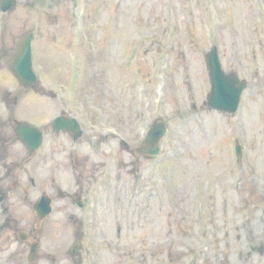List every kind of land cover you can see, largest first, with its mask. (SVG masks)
<instances>
[{"label":"rangeland","instance_id":"obj_1","mask_svg":"<svg viewBox=\"0 0 264 264\" xmlns=\"http://www.w3.org/2000/svg\"><path fill=\"white\" fill-rule=\"evenodd\" d=\"M27 33L38 83L24 90L8 63ZM213 45L247 81L234 115L205 105ZM2 50L0 264H28L32 238L30 264H264L249 248L264 245V0H16ZM61 114L78 141L51 132ZM156 119L168 132L155 158L111 136L131 148ZM15 121L44 133L27 164ZM41 194L52 211L36 226Z\"/></svg>","mask_w":264,"mask_h":264},{"label":"water","instance_id":"obj_2","mask_svg":"<svg viewBox=\"0 0 264 264\" xmlns=\"http://www.w3.org/2000/svg\"><path fill=\"white\" fill-rule=\"evenodd\" d=\"M14 4L15 0H1L0 8L2 11H5L13 7ZM29 41L30 36H27L19 43L18 50L14 54V59L10 65V70L25 89L36 84L35 76L31 71ZM206 66L209 70L211 84V90L207 97L208 106L222 112H234L238 104L239 95L245 84L239 82L236 75H226L221 71L214 49L206 56ZM62 120V117H58L53 121L56 131H58ZM71 122L74 123L73 120ZM74 126L76 125L74 124ZM15 132L31 152L40 144V132L29 124H17ZM164 132L165 130L162 128V125L156 123L153 130L148 133L142 149L150 154H156L158 151V141ZM48 202L49 199H46L47 204ZM48 210L47 206L46 211ZM44 213L46 212L44 211Z\"/></svg>","mask_w":264,"mask_h":264},{"label":"flooded vegetation","instance_id":"obj_3","mask_svg":"<svg viewBox=\"0 0 264 264\" xmlns=\"http://www.w3.org/2000/svg\"><path fill=\"white\" fill-rule=\"evenodd\" d=\"M3 184V183H2ZM1 189L3 190L2 186H1ZM4 191V190H3ZM4 197L6 198V192L4 191Z\"/></svg>","mask_w":264,"mask_h":264}]
</instances>
